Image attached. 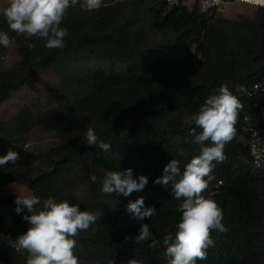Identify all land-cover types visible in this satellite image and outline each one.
<instances>
[{
	"label": "trees",
	"instance_id": "16d2710c",
	"mask_svg": "<svg viewBox=\"0 0 264 264\" xmlns=\"http://www.w3.org/2000/svg\"><path fill=\"white\" fill-rule=\"evenodd\" d=\"M105 5L95 11L79 4L69 8L62 24L68 30L63 49H48L37 37L17 36L3 16L6 7L0 12V31L9 32L19 56L15 66L3 68L1 61L10 48L0 47V107L22 88L38 90L40 72L61 77L54 93L58 141L47 162L40 168L20 161L0 167V187L11 183L26 187L41 199L37 209L52 198L79 204L82 211L103 213L76 237L80 264H128L131 259L167 264L163 239L175 236L181 201L174 198L171 184L164 188L154 181L172 159L180 161L183 171L199 155L193 130L196 134L202 130L191 118L208 96L226 85L244 107L236 136L225 146L227 158L214 162L204 195L219 204L228 231L211 233L215 246L197 264H264V171L251 165L241 134L244 114L253 112V103L243 92L264 81V7H257L252 18L232 21L216 13L203 14L198 4L170 7L164 0H105ZM91 57L121 70L67 66L73 59ZM37 125L24 108L13 122L0 121V140L25 136ZM89 127L111 145V151L87 146L86 136H78L77 129ZM205 145L211 146L210 141ZM127 169L134 171L135 179L149 178L145 189L129 197L102 194L106 173ZM90 175L97 177L96 183L89 181ZM84 176L82 203L73 188ZM141 197L145 207L157 210L151 221L135 219L127 211L129 202ZM15 200L16 196L0 193V231L22 235L31 226L23 217L31 213L17 214ZM142 223L149 224L159 241L155 248L149 246L151 241L125 242V237L139 234ZM3 256L9 264H24L11 251Z\"/></svg>",
	"mask_w": 264,
	"mask_h": 264
},
{
	"label": "clouds",
	"instance_id": "9594fccd",
	"mask_svg": "<svg viewBox=\"0 0 264 264\" xmlns=\"http://www.w3.org/2000/svg\"><path fill=\"white\" fill-rule=\"evenodd\" d=\"M245 2L264 7V0ZM78 4L87 11L106 6L105 0H10L9 6L3 10V16L9 30L17 36L28 39L37 37L46 41L45 47L48 49H63L68 30L62 24L69 8ZM14 42L8 31H0V47L11 48ZM240 90H243L242 87ZM243 107L241 100L228 86L217 88L191 118L196 127L202 130L199 134L193 130L195 143L200 145L199 155L194 156L183 171L180 161L172 159L162 176L154 181L164 188L171 184L174 198L181 201L177 210L182 216L175 236L167 235L163 239L167 264H197V261L206 260L207 249L215 246L211 233L228 231L222 223L223 210L211 195L206 197L204 193L210 188L214 162L223 163L227 158L224 149L236 136V125ZM209 141L211 146H206L205 142ZM86 142L89 147L98 146L105 152L111 151V145L100 139L91 127L86 130ZM180 155L184 153L181 151ZM19 159V153L10 148L6 155L0 156V167L9 163L16 165ZM89 181L96 183L97 177L90 175ZM148 183L149 178L144 175L135 179L132 169L108 171L102 180L101 192L129 197L134 192L143 191ZM15 203L17 214L25 210L31 213L23 217L31 226L11 245L17 251L28 253L26 264H80L75 255L78 246L76 237L80 232L89 230L103 213L82 211L79 204L56 202L52 198L43 202L42 209H37L41 199L33 194L16 196ZM127 211L140 221H151L157 212L155 207H145L142 197L130 201ZM129 240L135 245L151 241L149 246L152 248L159 243L147 223L141 224L137 236L125 237V242ZM128 264L143 262L131 259Z\"/></svg>",
	"mask_w": 264,
	"mask_h": 264
},
{
	"label": "rangeland",
	"instance_id": "374dc122",
	"mask_svg": "<svg viewBox=\"0 0 264 264\" xmlns=\"http://www.w3.org/2000/svg\"><path fill=\"white\" fill-rule=\"evenodd\" d=\"M9 3L10 0L1 3L0 12ZM257 9V7L251 5L236 4L230 7L225 14L220 16L232 21H238L243 17L252 18ZM18 61L17 45L14 43L9 49L8 54L2 59L1 66L3 68H10L15 66ZM68 65L73 68L84 66L93 69L121 70L118 66L112 68L109 62L101 60L99 57H91L90 60L86 61L73 59L67 66ZM37 85L38 90L36 91L30 88L20 89L13 94L10 100L3 103L0 107V121L13 122L24 108L29 109L34 118L38 120V125L27 135L0 140V156L6 155L11 148L20 155V159L17 162L28 163L33 168H40L47 162L50 148L54 147L58 141L56 126L59 122V110L54 100L56 98L54 93L61 85V77L53 72H40ZM77 133L78 136H86L85 130L77 129ZM86 180L87 177L84 176L82 181L80 180L78 187L73 188L80 193L82 203L86 201ZM0 193L19 196L30 194V191L24 186L11 183L4 187H0Z\"/></svg>",
	"mask_w": 264,
	"mask_h": 264
},
{
	"label": "built area",
	"instance_id": "2783aa9c",
	"mask_svg": "<svg viewBox=\"0 0 264 264\" xmlns=\"http://www.w3.org/2000/svg\"><path fill=\"white\" fill-rule=\"evenodd\" d=\"M6 0H0V4ZM170 7H177L181 4H198L201 13L225 14L226 11L236 4H246L245 0H164ZM253 6V5H251ZM258 7V6H254ZM243 97L252 102L253 112H246L243 116L241 134L248 146L250 163L256 170L264 171V81L255 82L243 92ZM222 184L218 182V186ZM21 234L18 232L6 233L0 231V264H9L5 258V252L11 251L21 256L26 264L28 253L17 251L11 245ZM99 264V263H95Z\"/></svg>",
	"mask_w": 264,
	"mask_h": 264
}]
</instances>
